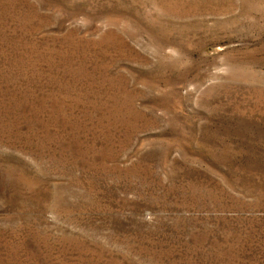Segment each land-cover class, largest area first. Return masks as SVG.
Instances as JSON below:
<instances>
[{
  "label": "rangeland",
  "instance_id": "374dc122",
  "mask_svg": "<svg viewBox=\"0 0 264 264\" xmlns=\"http://www.w3.org/2000/svg\"><path fill=\"white\" fill-rule=\"evenodd\" d=\"M0 264H264V0H0Z\"/></svg>",
  "mask_w": 264,
  "mask_h": 264
}]
</instances>
